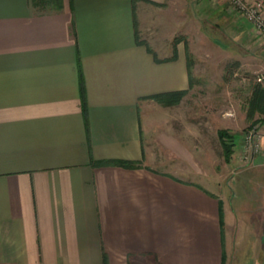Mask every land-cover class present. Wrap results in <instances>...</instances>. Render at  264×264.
Listing matches in <instances>:
<instances>
[{
	"label": "crops",
	"instance_id": "1",
	"mask_svg": "<svg viewBox=\"0 0 264 264\" xmlns=\"http://www.w3.org/2000/svg\"><path fill=\"white\" fill-rule=\"evenodd\" d=\"M171 2L0 0V264L231 263V197L152 97L189 86ZM234 16L239 60L264 72V39ZM255 133L236 173L260 187L264 264V120Z\"/></svg>",
	"mask_w": 264,
	"mask_h": 264
},
{
	"label": "rangeland",
	"instance_id": "2",
	"mask_svg": "<svg viewBox=\"0 0 264 264\" xmlns=\"http://www.w3.org/2000/svg\"><path fill=\"white\" fill-rule=\"evenodd\" d=\"M171 1L170 8L173 9L172 5H175L176 10L180 8L182 12V25L180 28H170V37L175 35L174 39H181V50L186 58L187 53L191 52L193 79L189 81L187 88H183L186 94L181 103L166 107H170V114L175 118L178 111L182 114L179 122L169 125L168 133L180 141L183 149L197 147V153L192 156L203 165L208 175L212 176L214 189H224L226 195L231 197L235 215L230 226V236L235 241L230 248L233 253L230 264H253L255 243L261 236L263 226L261 213L255 209L257 205H254V196L260 192V187L253 181L254 177L250 178L249 171L237 174L236 165L248 160L249 139L246 136L256 130L262 122H252L247 117L246 98L250 78L261 77L264 82V72H254L252 66L247 68L242 64L243 59L239 60L238 55H241L240 49L244 46L233 28L228 27L222 19L224 15L233 13L240 21L250 22L252 28L254 24L228 0H213L214 6L209 4L210 0ZM221 3L225 4V12L222 11V14L215 11L217 7L221 9ZM248 3L253 6L254 0H248ZM254 29L256 28H253V31ZM254 33L258 35L255 31ZM174 39L167 41L168 48L174 46ZM168 52L172 54L173 49ZM235 60L241 62L236 67H231L233 72L226 79L225 75L230 73L227 68ZM258 117L260 114L256 112L255 118ZM221 129H229L233 134L231 139L234 152L230 160L226 158L225 147L219 135ZM158 132L157 129L152 131L151 136L152 133L157 136ZM157 156L161 159L157 160ZM181 156L186 159L182 162L188 165L189 154L183 153ZM153 157L156 158L154 161L166 159L161 154ZM170 157L172 160L173 154ZM163 163L156 164L158 166ZM244 206L247 207L244 209Z\"/></svg>",
	"mask_w": 264,
	"mask_h": 264
},
{
	"label": "trees",
	"instance_id": "3",
	"mask_svg": "<svg viewBox=\"0 0 264 264\" xmlns=\"http://www.w3.org/2000/svg\"><path fill=\"white\" fill-rule=\"evenodd\" d=\"M177 41H178L177 38H175V43H174L175 48H176ZM175 51H174V54L171 56V58H174L176 56ZM191 56H192L191 52L187 53V62H188V68H189L190 81H192L193 79L192 78V66L190 64ZM239 64L240 62L238 60H235L229 64L227 70H229L230 73L225 75L226 79H228L229 74L233 72L232 68L236 67ZM185 94H186L185 89H179V90H172V91L156 93L152 97L165 105H171V104L179 103ZM246 102L248 105L247 117L251 119L252 122L257 121V120L263 121L264 120V116H263L264 115V83L261 81V79H257L255 77L250 78ZM256 112L260 114V117L255 118ZM219 135L225 147L226 158L227 160H230V157L234 152V148H233L234 143L232 142V139H231L233 134L230 132L229 129H221L219 130ZM110 162L120 163V164L123 163V161H118V160L110 161Z\"/></svg>",
	"mask_w": 264,
	"mask_h": 264
},
{
	"label": "built area",
	"instance_id": "4",
	"mask_svg": "<svg viewBox=\"0 0 264 264\" xmlns=\"http://www.w3.org/2000/svg\"><path fill=\"white\" fill-rule=\"evenodd\" d=\"M228 1L232 4H235L240 9V11L244 12L248 20L254 24L253 28H256L254 31L264 39V0H254L253 6L248 3V0ZM258 79H261V77H258ZM246 137L249 139V143H247L248 153L250 150L257 151L259 149V142L256 137L255 130ZM249 157L250 156H248V158Z\"/></svg>",
	"mask_w": 264,
	"mask_h": 264
}]
</instances>
